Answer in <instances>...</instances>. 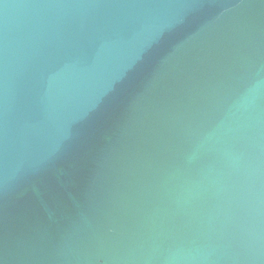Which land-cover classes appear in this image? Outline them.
<instances>
[{
	"label": "water",
	"instance_id": "water-1",
	"mask_svg": "<svg viewBox=\"0 0 264 264\" xmlns=\"http://www.w3.org/2000/svg\"><path fill=\"white\" fill-rule=\"evenodd\" d=\"M0 264H264V0H0Z\"/></svg>",
	"mask_w": 264,
	"mask_h": 264
}]
</instances>
